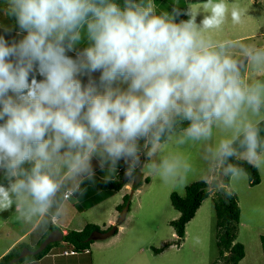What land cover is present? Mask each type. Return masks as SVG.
Wrapping results in <instances>:
<instances>
[{"label": "clouds", "instance_id": "9594fccd", "mask_svg": "<svg viewBox=\"0 0 264 264\" xmlns=\"http://www.w3.org/2000/svg\"><path fill=\"white\" fill-rule=\"evenodd\" d=\"M0 7L26 33L11 43L0 35V171L8 181L0 212L14 208L23 225L56 224L68 195H83L93 180L94 159L107 167L105 179L124 161L130 178L147 169L183 188L196 171L189 150L199 147L201 179L228 197L223 177L248 178L239 161L264 171V42L219 35L229 17L242 24L247 8L205 0L177 22L179 9L155 0Z\"/></svg>", "mask_w": 264, "mask_h": 264}, {"label": "rangeland", "instance_id": "374dc122", "mask_svg": "<svg viewBox=\"0 0 264 264\" xmlns=\"http://www.w3.org/2000/svg\"><path fill=\"white\" fill-rule=\"evenodd\" d=\"M204 2L205 0H179L177 4L176 0H155L157 5L161 8H166L169 12L173 8H178L181 15L177 17V22L189 19L184 14L188 11L189 5ZM231 2L232 0H230ZM234 2L247 8L248 14L240 25H233L229 17L219 35L238 38L243 42H264V0H234ZM203 16V12L197 16V23L203 19ZM4 27L12 30L5 33ZM18 30L20 31L19 27H16L13 20L5 14L4 8L0 7V35H5L10 43L13 40L19 41L26 33L17 35L19 33ZM85 46L84 43L78 45L76 51L69 52L68 55L75 57L76 52ZM37 78L38 80L43 79L38 73ZM189 151L196 171L190 177L187 185L195 181H203L201 179V170L205 166L199 147L192 148ZM99 170H103V173L100 171L96 173L97 175H108L107 167L106 169ZM124 171L126 173V169ZM258 171L260 182L257 185L250 186L248 178L239 182H229L230 186L227 185L236 194L240 208L236 241L243 244L245 257L239 264H264L263 246L260 239L261 236H264V171ZM124 175L117 177L123 179ZM146 177L148 179L147 182L145 181ZM128 180H131L132 184L140 181V184L137 188L139 191L135 192L133 196H131L132 185L131 189L125 194L128 195L125 204L129 203V207L125 219L122 223L118 224V226L122 227L106 239L93 240V242L100 243L101 241H110L118 233L120 238L115 248L111 249L115 252L114 256L109 257L107 251L99 250L94 245L89 250V254L78 253L77 257H81L79 259L80 264H212L216 262L218 259V247L216 245L214 193H209L202 201L194 217L185 226L183 240L181 238L179 241L173 227L170 225V221L179 216V212L170 202V193L177 192L182 196L185 194V187L187 185L183 188H178L172 184L162 183L158 177L151 174L147 169L143 171L138 169L136 175L131 178L129 177ZM122 183L124 184V182ZM206 188L211 192L214 187L210 188L207 186ZM116 194L114 193L111 196L113 197L112 199L108 198L100 205H94L91 209L84 210L86 208L84 206L88 202L86 200L81 201L80 205L83 208H76L82 211H80L78 218L73 220L74 223L68 227V230L74 228L76 226L75 223L80 220L97 224L101 231L106 230L107 227L102 225V221L106 217V211L110 206L115 209V206L121 204L123 201V198L121 199L119 194ZM69 200H73V197ZM67 206L68 211L70 208L72 209L70 204ZM121 210L118 211L116 209L117 219ZM28 226L16 220L14 208L11 211L0 212V253L14 239L20 236ZM57 227L60 228L59 226ZM28 239L29 237L26 240ZM21 242H18L16 245L18 246ZM166 243L170 245L164 247L162 252L155 253L153 251L152 248H161ZM71 248L72 246L65 241L53 243L48 254H60L63 249L69 250ZM56 256V258L59 257V255ZM51 261L52 258L44 260L42 263L57 264Z\"/></svg>", "mask_w": 264, "mask_h": 264}, {"label": "trees", "instance_id": "16d2710c", "mask_svg": "<svg viewBox=\"0 0 264 264\" xmlns=\"http://www.w3.org/2000/svg\"><path fill=\"white\" fill-rule=\"evenodd\" d=\"M118 2H122V0H118ZM15 23V17H10ZM16 24V23H15ZM233 163H237L233 161ZM240 166H242L248 174V182L250 186L257 185L260 182V175L258 169L248 164L245 161L238 162ZM121 172V170H120ZM123 171L121 175H123ZM136 175V173L134 174ZM119 176V175H118ZM133 177V176H132ZM223 183L225 185H229V180L227 177L222 178ZM147 182V177L145 178ZM8 181L4 177V173L0 171V184L7 185ZM140 184L139 182H135L132 184V189L135 190L138 188ZM123 183L121 182V178H111L105 179L101 178L97 175L94 176L93 180H85L82 184L83 188H91L95 191L100 192V198L95 197L94 199L87 198V203L84 207L89 206L90 203H95L101 200L103 197L109 196L112 192L121 188ZM206 185L203 181H195L190 183L185 187V194L179 195L177 192L170 193V202L172 206L179 212V216L170 221V225L173 227L174 233L180 239L184 238L185 235V226L186 224L194 217L197 209L200 207L202 201L208 196L210 191L206 188ZM231 190V189H230ZM104 191V192H102ZM232 191V190H231ZM233 195L230 197L225 195V192L222 188H217L214 191L213 203L216 217V245L218 247V261L212 264H238V262L244 257L245 249L242 243L236 241V229L237 224L239 223L240 217V208L238 206L236 194L232 191ZM72 195L71 193L69 196ZM76 195V194H75ZM128 195L123 196V201L121 204L116 206V209L120 211L126 203ZM95 200V201H94ZM75 206L79 209H82L83 206L80 203L76 202ZM110 228V227H109ZM53 229H58V227L54 224H51L47 231L42 234L39 238V241L35 244V247L38 246L40 241H42L48 232ZM99 229V227L94 223H87L80 230H67V232L63 236V241L70 244L77 253H83L85 249H89L90 244L93 242V239H89V235L92 231ZM117 232V231H116ZM115 232V233H116ZM263 252H264V236L260 237ZM58 243V242H53ZM48 244L42 251L37 254H29L25 257L17 260L16 262L10 264H20L25 259L29 260H37L50 250L52 244ZM60 243V242H59ZM170 245L169 243L165 244L161 248H152L155 253H160L164 250V247ZM23 246H27L30 249H34L35 247H31L25 242H21L18 246L12 247L8 253H5L0 258V264L4 262V264H9L13 257H16L20 249Z\"/></svg>", "mask_w": 264, "mask_h": 264}, {"label": "crops", "instance_id": "0c3cea01", "mask_svg": "<svg viewBox=\"0 0 264 264\" xmlns=\"http://www.w3.org/2000/svg\"><path fill=\"white\" fill-rule=\"evenodd\" d=\"M16 27H18L16 25ZM19 31V30H18ZM19 34H23L21 31H19V33H17V35ZM81 49H79L78 51H81ZM36 78H37V74H36ZM31 79V78H30ZM38 79V78H37ZM99 82V80H98ZM97 82V83H98ZM93 165H94V169H95V175H97L96 173L102 171L103 173V170H99L101 169L99 167V163H98V160L94 159L93 160ZM106 169V167L104 168ZM124 169H127V165L125 164L124 161H120L119 164H118V169H117V172L114 174V176L112 178H117V176L121 175V172L123 171V173H125ZM121 170V172H120ZM259 172V171H258ZM124 175V174H123ZM99 176V175H97ZM126 176V174L124 175V177ZM101 178H104L106 176H103V174H101V176H99ZM127 179L124 181V184L121 186L120 189L112 192L109 196L107 197H103L101 200H99L98 202H95V203H90L89 206H87L84 210L86 209H91L94 205H100L104 200L108 199V198H113L111 197L114 193H117L116 195L119 194V197L122 199L123 196L126 194L127 191H129V189H131V185H132V181L131 180H128L129 177L126 176ZM121 182H122V179H121ZM230 186V185H229ZM83 189H86V191L84 192L83 195H80L79 193H77L76 195L75 194H72L70 195L67 200H66V209H65V213L63 215V217L54 225L56 226H59L60 230L63 232V234H65L68 230V227L72 224L73 225V220L77 219L78 218V215L80 213V211L82 210H79L76 208L75 206V201H77L78 203H80L81 201L83 200H86L87 201V198H90V199H94L95 197H98L100 198V192L101 191H93L91 188H83ZM216 187H214L212 189V191L210 192L211 194L214 193ZM139 191V189H136L134 191L131 190V193L133 196V194L135 192ZM71 197H73V200L72 203L71 201L69 200ZM95 201V200H94ZM114 202V201H113ZM89 203V202H88ZM72 207V209L70 208L69 211L67 210L68 206L69 205ZM117 206V205H116ZM116 206H115V209H113L111 206L109 207V209L106 211L105 215V220L102 221V225H104L105 227H107V229L116 223L117 221V212H116ZM201 206V205H200ZM60 223V224H59ZM89 223L88 221L86 220H80L78 222H76V226L72 229H76V230H79V229H82L84 227L85 224ZM95 224V223H94ZM51 225V223L46 227V228H37V227H33L31 225H29L21 234L20 236H18L16 239H14L1 253H0V258L1 256H3L5 253H7L12 247H14V245H16L18 242L20 241H24L26 244L30 245L31 247H35V244L37 243V241H39V238L42 236L43 233H45L48 229V227ZM97 225V224H96ZM98 226V225H97ZM122 227V226H118V229ZM119 231V230H118ZM49 233V232H48ZM47 233V235H48ZM29 237L28 240H26L27 238ZM119 235L118 233L112 237V239L110 241H101L100 242H93L90 244V247H89V250H91V247L92 246H96L99 250H103V251H107L108 254H109V257H112L114 256V251H112L111 249L115 248V245L117 243V241L119 240ZM115 243H113V242ZM27 247V246H25ZM108 249V250H106ZM49 252V251H48ZM48 252L46 253V255H44L43 257L37 259V260H29V259H25L24 261H22L20 264H43L42 262L44 260H47V259H51L52 258V261L51 262H55L57 264H80L79 263V259L81 257H77L79 254H74V255H65V254H62V253H57V254H48ZM84 254H89L90 251L88 253L86 252H83ZM56 255H59L58 258H56L57 256ZM263 256H264V252H263ZM244 257H245V254H244ZM244 257L238 262V264L244 259Z\"/></svg>", "mask_w": 264, "mask_h": 264}, {"label": "water", "instance_id": "95a60500", "mask_svg": "<svg viewBox=\"0 0 264 264\" xmlns=\"http://www.w3.org/2000/svg\"><path fill=\"white\" fill-rule=\"evenodd\" d=\"M99 76H100V72H95L92 74V78L95 79L97 82L99 80ZM84 82L85 83L88 82V77H84ZM126 179H127V177L125 176L122 179V182H124ZM128 207H129V203L125 204V206L122 208V210L119 214V217L117 219V223L123 222V220L125 219V216H126V212L128 211ZM117 223L114 225H111L110 228H108L107 230H104V231H101V230L92 231L89 235V239L98 240V239H106V238L110 237L111 235L115 234V232L117 231V228H118ZM62 240H63L62 231L59 229H54L51 232H49V234L39 243V245L35 249L23 247L21 249V251L19 252V254L16 257H13L11 259L9 264L16 262L17 260L25 257L26 255L37 254L40 251H42L48 244L53 243V242H59Z\"/></svg>", "mask_w": 264, "mask_h": 264}, {"label": "built area", "instance_id": "2783aa9c", "mask_svg": "<svg viewBox=\"0 0 264 264\" xmlns=\"http://www.w3.org/2000/svg\"><path fill=\"white\" fill-rule=\"evenodd\" d=\"M68 197H69V195H68ZM62 254H76V251L74 250V248H71V249H65V250H63L62 251Z\"/></svg>", "mask_w": 264, "mask_h": 264}]
</instances>
